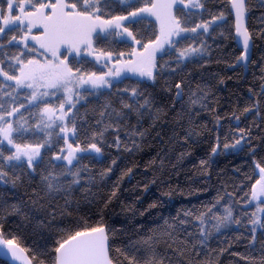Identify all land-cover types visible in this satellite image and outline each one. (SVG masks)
<instances>
[{
    "label": "trees",
    "instance_id": "1",
    "mask_svg": "<svg viewBox=\"0 0 264 264\" xmlns=\"http://www.w3.org/2000/svg\"><path fill=\"white\" fill-rule=\"evenodd\" d=\"M38 4L43 0H35ZM79 14L108 20L150 8L153 0H66ZM8 0H0L6 5ZM252 55L248 70L234 67L242 49L229 0L176 7L187 34L157 57L152 77L131 57L134 44L117 32L97 34L96 52L129 68L110 87L82 91L72 113L75 143L96 145L72 165L55 160L64 138L36 129L38 106L17 87L10 44L19 26L0 36V114L21 109L14 140L42 147L33 170L9 161L0 143V231L26 250L33 264H56L71 237L105 227L114 264H264V214L255 226L253 189L264 169V0H247ZM140 45L154 42L158 23L148 15L126 22ZM187 51L192 55L186 56ZM72 71L105 72L86 56H71ZM0 264H8L0 259Z\"/></svg>",
    "mask_w": 264,
    "mask_h": 264
},
{
    "label": "rangeland",
    "instance_id": "2",
    "mask_svg": "<svg viewBox=\"0 0 264 264\" xmlns=\"http://www.w3.org/2000/svg\"><path fill=\"white\" fill-rule=\"evenodd\" d=\"M183 4L198 9L200 0H153L150 8L108 20L95 14H79L66 0H43L40 4L35 0H8L6 5L0 4V36L7 29L19 26L23 30L22 37L12 40L10 44H19L28 51L29 44L36 46L30 49V58H26L28 53L24 52L15 60L19 65V74L14 81L19 89L29 92V106H38L36 129L51 138L55 134L64 138V147L55 155L56 161L72 165L84 153L98 158L103 156L96 145L88 148L76 145L75 129L70 119L75 106L83 100L82 91H99L110 87L129 66L127 57L118 59L98 54L94 48V37L113 31L120 38L132 42L134 47L131 57L136 67L142 75L151 78L156 69L157 57L187 34L175 15L176 7ZM143 15L155 19L159 27L157 39L147 45H140L125 26L126 22ZM63 24L68 27H61ZM192 53L187 51L185 55L190 56ZM71 56L89 57L104 67L105 72H74L69 65ZM0 74L12 81L2 71L1 64ZM20 113L21 109L16 108L7 114H0V143L13 150L10 162L26 163L33 170L41 156L42 147L22 145L14 140L15 121L19 120L20 130H25L28 125L26 119L19 118ZM257 172L259 177L251 201L255 207L256 227L261 225L264 214V169L257 166Z\"/></svg>",
    "mask_w": 264,
    "mask_h": 264
},
{
    "label": "water",
    "instance_id": "3",
    "mask_svg": "<svg viewBox=\"0 0 264 264\" xmlns=\"http://www.w3.org/2000/svg\"><path fill=\"white\" fill-rule=\"evenodd\" d=\"M235 23V38L242 55L234 67L248 70L252 55V38L248 31L247 0H229ZM109 237L105 227L84 231L57 250L56 264H114L109 252ZM0 259L8 264H33L28 253L19 244L8 241L0 231Z\"/></svg>",
    "mask_w": 264,
    "mask_h": 264
},
{
    "label": "flooded vegetation",
    "instance_id": "4",
    "mask_svg": "<svg viewBox=\"0 0 264 264\" xmlns=\"http://www.w3.org/2000/svg\"><path fill=\"white\" fill-rule=\"evenodd\" d=\"M61 27H65V28H67L68 27V25H66V24H63ZM69 27H71V26H69Z\"/></svg>",
    "mask_w": 264,
    "mask_h": 264
}]
</instances>
